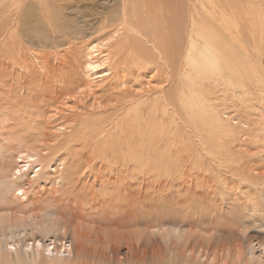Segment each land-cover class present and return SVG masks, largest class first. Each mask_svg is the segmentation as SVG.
Masks as SVG:
<instances>
[{
    "label": "rangeland",
    "instance_id": "1",
    "mask_svg": "<svg viewBox=\"0 0 264 264\" xmlns=\"http://www.w3.org/2000/svg\"><path fill=\"white\" fill-rule=\"evenodd\" d=\"M127 1L129 12L132 13V16H130L132 18L131 24L136 31L138 29V33H132L124 27L121 28L118 35L123 36L124 41L117 36L111 42V46L106 48L108 52L111 51L110 53L114 54L115 47L120 44L124 45L123 48L121 47L122 57H115L114 55L112 59L114 61L112 62L113 67L110 70L107 68V62L100 69H97L96 73H90L89 76L83 74L82 68H78L81 80L85 81L80 90L86 91L75 97L72 95H65V97L64 94L59 96L58 89H56L59 86H55L53 81L51 82L53 84L49 83L53 87L51 86L50 89V86H48L45 91L46 96L41 95L40 89H35L34 91L39 96L35 94L30 97L34 94V91L31 89L33 84L28 81L30 80L29 72L32 71L31 68L33 67H40L37 63L38 58L43 59L44 56H57L58 54L59 57H62V54L68 49L80 50V56H82L83 51L93 45L99 48V52L105 48L101 49L98 43L107 40V38H104L107 35L109 36L114 28H117V24L122 17L121 0H0V105L9 103L10 106L11 103H14L12 101L17 100L15 106H20L23 103V108L29 107L32 112V114L21 112V109L17 112L15 109L7 112L0 111V130L4 132L0 136V140L4 142L1 141L0 144L6 146L9 143L7 137L12 138L11 134H15L14 130L27 129L28 123L35 127L40 124V121L46 119V127L52 131L55 130L52 121L63 118L65 120L71 114L77 115L79 111L100 110L101 105L99 109L92 102L97 100L104 103L105 101L109 105L111 113L106 114V118L99 124L101 128H107L108 130L100 135L98 144L102 150L106 152L110 150V152H107L108 158L104 159V156H101L100 159L108 160L111 164L112 161L116 160L118 162L117 166L122 168L123 161H126L128 168L124 171V174L131 172L128 177L132 178L133 181L142 175V189H145V194L150 202L146 207L136 211V217L138 215L136 225H130V221L127 219L125 221L122 218L111 220L109 217L111 223L108 224L107 229L97 228V223L101 221L102 216L107 215L111 209L110 205L113 200L108 199L105 203H96L98 205L96 207L94 205L95 200L89 196L84 198V194L89 192L88 189L81 190L82 185L80 182L73 183L68 179L70 169H67V167L71 166L70 158L65 160L64 165L58 163L55 158L50 161L49 168L47 167L46 171L53 172V167L56 166L55 168H59L57 173L62 174L65 172V174L55 178L51 184L52 187L47 185L46 175L41 176L39 179L42 181L39 182L40 184L36 188L41 193L38 192L36 201L39 200L38 202L52 205L55 211L59 213L62 211L60 215L57 214L60 217H56L61 223H67L66 232L62 235L66 239L74 238L73 245H77L80 249L76 248L73 256L64 257L65 262L61 257L58 258L48 254L46 257L39 255L42 259L44 258V261H42L36 256L34 249L32 251L30 249L25 250L24 253L26 251L27 253L23 254L22 252V256L32 258L33 261H37L36 264L40 262L41 264L71 263L73 258H75V262L81 261L82 264H183L184 262L197 264V262L190 260L191 256L185 253L187 248L196 249L197 246L201 247L200 251L205 254L199 264H249L247 257H249L248 251L251 244L254 245L255 242L264 239V33H262L264 26L262 27L263 24L260 26L256 20H253L258 16L264 17V0ZM152 2H156V4H151ZM169 5L170 7H168ZM42 6L53 12L55 23L60 22L64 26L68 23L70 24L69 30L77 32L68 33L67 36H64L66 33L62 31V28L57 27L53 30L48 28L49 32L46 31L47 34L45 32L38 33L41 30L44 31L41 22V27L38 26L39 10ZM161 6L163 7L161 8ZM18 11L28 14L30 17V20H26V25L17 24ZM151 18L152 20H150ZM61 19H63L62 22ZM218 19L221 21H217ZM43 21L45 23L44 19ZM28 26H37V30H34L32 34V39L26 32L29 29ZM155 33L156 35L160 34V41H155ZM33 36H36L39 40ZM52 36L53 39H51ZM211 36H214L215 41H212L217 44H207L206 40ZM48 37H50L49 40ZM29 39L32 41H29ZM52 40L55 41L51 42ZM208 40H211V38ZM152 42L164 51V56L169 60V66L171 65L172 68H166L167 66H163L162 62L156 59L155 51L151 47ZM216 49L217 51L213 52ZM218 53L220 54L219 59L222 56L224 57L220 59V62H217L216 59ZM135 55H138V59L137 57L136 59L140 60L138 62L141 64L133 60ZM141 57L153 62H145ZM118 60L120 62L124 61V71H122L124 68H118L119 71L116 70ZM192 70L195 71L194 75ZM63 73L64 71L59 75ZM156 77L158 78L156 79ZM107 78L111 81H108ZM123 81H125L126 86ZM18 82L21 86H18ZM24 84L25 86H23ZM198 85H200V88ZM90 89L94 93L89 94ZM171 89L176 91L174 92ZM187 89L189 90L187 91ZM181 90L183 91L181 92ZM107 93L108 95H106ZM14 95H17V97ZM91 95L93 98L95 95L96 97L99 95V99L97 97L91 101ZM54 97L57 99L51 106L50 103L55 100ZM59 97L61 101H58L60 100ZM134 97L136 98L134 99ZM109 98L112 100L108 101ZM47 99L49 102H47ZM168 100H172V104ZM163 101L165 102L163 103ZM87 102L88 104H86ZM80 106L82 109H80ZM117 107H120V109H117ZM36 108L43 109L46 113H42H45V115L38 116L39 112ZM10 114L13 117L17 114V121L15 127L7 131L4 123ZM24 119L28 120V123L24 124ZM13 122L15 123V121ZM32 129L30 128L28 132L35 133ZM65 133L68 135L69 130L66 129ZM88 135L76 133L75 136L81 138L88 137ZM57 137H60V135ZM215 141L225 143L227 147L219 152L211 151L217 153L214 154L217 155L214 156L217 159L209 161L210 150L207 153L200 144L209 145L211 149ZM131 149H137L138 151L137 155L140 162L136 165L129 161L131 156L128 157V151ZM214 163L222 171L221 176L217 174V167ZM218 164H221V166ZM31 166L33 171L29 173L30 176L36 170H39L38 164ZM176 172L195 177L196 189H200L199 194L201 193L202 198L212 196V200H214L215 197L212 195L214 193L217 198L216 204L214 202L211 208L208 210L202 209V211H196L197 213L193 214L194 218L196 215V218L200 217L192 222V225H194L192 232H186L185 235L188 238L182 240V243L175 245V247L168 243L169 241L163 240L164 238L160 234H153L148 228L158 224H167L173 218H183L185 224L193 219L189 216L186 218L178 208L179 205H173L174 207L170 208L168 205L170 201L166 200L170 197L175 201V198L177 200L179 196V194H175L178 192L174 187L177 185L173 181L174 179L172 180L174 188L169 190L168 194L166 189V179H172L170 175ZM196 177L198 178L196 179ZM212 178H214L212 181H216L212 182ZM209 183L212 184V188L207 187ZM102 187V185L97 184L92 191L98 194ZM37 190L29 189L30 192L25 191L24 196L19 193L17 197L14 195L17 192L10 193V197L15 199L12 203L15 208L11 209L12 214L8 215L9 217L7 216V221H13L14 219V221H19L22 217L26 219L31 216V214L29 215V208L22 204L24 202L22 199L25 200L27 197L35 196ZM172 190L174 192H171ZM18 199H20L19 202ZM34 204L38 210L39 203ZM248 204L250 206L253 204L255 209L249 210L247 208L250 207ZM99 205L102 206L99 207ZM23 206L26 208L24 212L19 210V208L23 209ZM81 206L82 208L79 209ZM106 206L108 207L106 208ZM175 207L176 209H174ZM63 212L65 215L62 214ZM78 214L81 216L78 217ZM64 216H66V220ZM201 216L205 217L201 219ZM113 221L118 227L117 229L122 228V231L112 229ZM204 222L206 224L203 225ZM138 225L141 226L138 227ZM208 225L209 227H207ZM129 226L136 227L127 229ZM205 226L208 229L210 228L208 233ZM202 228L203 230H201ZM210 231L212 232L210 233ZM76 232L80 233L75 234ZM55 234L59 236L60 233ZM117 234L120 237L117 243L123 250L120 258L113 255L112 249L108 246V243L110 245L112 241L109 236ZM51 235L53 236V234H49L47 237H52ZM95 239H99L100 242H95ZM44 240H46L45 243H51L48 238ZM127 241L135 243L137 259L130 256L124 257ZM218 244L223 246L220 248ZM225 245L229 247L227 248ZM236 246H239V250L243 247L242 251L239 252ZM147 250H150L151 253ZM51 251L50 254H53L54 250ZM9 252L14 255L12 250ZM6 256L9 258L8 253ZM14 260H17V258Z\"/></svg>",
    "mask_w": 264,
    "mask_h": 264
},
{
    "label": "bare ground",
    "instance_id": "2",
    "mask_svg": "<svg viewBox=\"0 0 264 264\" xmlns=\"http://www.w3.org/2000/svg\"><path fill=\"white\" fill-rule=\"evenodd\" d=\"M153 3L156 4V2H152L151 4H153ZM165 3H166V1H165ZM162 4H164V3H162ZM162 7L163 6H161V8ZM168 7H170V5ZM120 9L122 10V13L120 12L122 14V17L120 19V22L117 24V28H114L112 30V33L109 36L107 35V37H105V38L103 37L104 39L107 38V40H105L103 43H102V41L101 42L99 41L100 43H98V44H100L101 49H103V47H105L103 50L100 49L101 50L100 52L98 50L99 48L94 47V45H93V46H91V48L90 47H87L86 50L83 51V55L82 56H80L81 55L80 54L81 53L80 50H70V49H68L66 51L64 50L65 52L63 51L64 54H62V57H59V54H58L57 55L58 57L57 56H48V57L46 56L45 57L43 55L44 56L43 59L38 58L37 59V63H39V66L40 67H38V68L33 67V68H31L32 71L30 69L31 72H29L30 73L29 74L30 80H28V81H30V83L33 84V85H31L32 86L31 87L32 91H34L35 89H40L41 95H45L46 89L48 88V86H50L49 83H51L53 81L55 83V86H59L60 87V88L59 87L56 88V89H58L59 96H61V95L64 94V96L65 95L66 96L72 95V96L75 97L76 95L81 94L82 92L84 93L86 91V90L85 91L80 90L81 89V86H83V82H85V81L84 80H81V77H80L78 68H82V71L84 72L83 74H86L87 76H89L90 73H96L97 69H100L104 65V63L107 62L108 63L107 64V68H108V70H110L113 67V63L112 62H114V61H112V59L114 58V55H115V57L121 56L122 48H123L124 45L122 46L120 44V45H118V47H115L116 49L114 51V54L113 53H110L111 51L108 52L106 48H109L111 46V42L113 41V39H115L117 36H119L118 35V32L121 30V28L124 27V28H127L129 31H132V33L133 32L138 33V29L136 31V29L134 28V26H132V24H131V19L132 18L130 16H132V13L129 12L128 1L127 0H121ZM20 11L17 12L18 13L17 14L18 15V17H17V24L20 23L19 25H21V26L22 25H26V23H27L26 20L27 19L30 20V17L28 16V14H24L23 12H20ZM39 14H40V19H38L39 20L38 21V26H40V22H41L42 27L44 28V29L43 28L42 29L44 31L41 30L38 33H40V32H42V33L45 32L46 33V31H48L49 29L50 30H53L54 28L57 29V27L62 28V31L66 33L64 36H67L68 33H76L77 32L76 30H73L75 26L73 27L72 30L73 31H76V32H72L71 30H69L70 29V27H69L70 24H68V23L66 24L67 27L64 26L63 24L61 25L60 22H56L55 23L53 21V15H54L53 12L51 10H49V9H45L44 6H42L40 8ZM32 16H33V14H32ZM186 18H187V16H186ZM220 18H223V17H220ZM43 19L45 20V23H44ZM175 19H176V16H175ZM224 19H225V17H224ZM150 20H152V18ZM253 20H256V22H258L260 26L262 24H263L262 27L264 26V17L263 16H260V17L258 16V17H256ZM62 21H63V19H61V22ZM217 21H221V20L218 19ZM178 24H179V22H178ZM34 27L36 28L37 26H34ZM34 27H29V26L27 27L29 29H27L26 32L28 33V36L30 38L32 37V34H33L34 30H37V28L35 29ZM147 27H148V25H147ZM166 29H168V28H166ZM170 30H171V28H170ZM202 32H204V31H202ZM262 33H264V30H263ZM122 34H123V32H122ZM187 35H188V33H187ZM139 36H137V37H139ZM207 36H208V34H207ZM33 37L37 39L36 36H33ZM50 37H48V40L50 39ZM77 37H78V35H77ZM122 37H120V38H122ZM210 38H211V40H208ZM210 38L209 37H208V39L206 38L207 39L206 42L209 45H210V43H212V44L215 43V42L212 41V40L215 41L214 36L213 37L211 36ZM51 39H53V36H52ZM104 39H102V40H104ZM122 39H120V40H122ZM160 39H161L160 34L158 33L156 35V33H155V41L156 40L157 41H160ZM37 40H39V39H37ZM142 40H144V39H142ZM29 41H32V40L29 39ZM53 41H55V40H52L51 42H53ZM123 41H124V39H123ZM131 43H133V42H131ZM152 43H153V45L151 47L155 51V54H156L155 56H157L156 59L159 60V61H161L163 66H167L166 68H168V67L170 68L171 65L169 66L170 63H169V60H167L166 56H164L165 55L164 51H162L157 45H155L154 42H152ZM165 43H166V41H165ZM43 44H44V42H43ZM75 44H76V42H75ZM215 44H217V43H215ZM53 45H56V44H53ZM128 45L130 46V44H128ZM81 46H83V45H81ZM134 46H135V44L133 45V47ZM213 48H216V47H213ZM76 49H78V48L76 47ZM81 51H82V48H81ZM215 51H217V49L214 50L213 52H215ZM135 52H134V54H135ZM37 54H34V55H37ZM149 55H150V53H149ZM219 56H220V54L218 53L217 56H216L217 62H220V59L223 57L222 56L219 59ZM123 57H125V56H123ZM136 57L138 59V55H135V58L133 60H135L137 62L140 61V60H137ZM171 57H170V60H171ZM120 60H122V59L120 58ZM142 60L145 61V62H151L152 61V60L151 61H147V59H145V58H142ZM123 63H124V61L123 62L122 61L120 62L118 60L117 69L116 70L119 71V69L124 68ZM139 64H141V63H139ZM147 64H150V63H147ZM189 68H192V67H189ZM140 69H142V67H140ZM62 70L64 71V73L59 75V73L63 72ZM124 70H125V68L122 71H124ZM24 72H25V70H24ZM146 72H148V71H146ZM146 72H145V74H146ZM197 72H199V71H197ZM143 73H141V74H143ZM194 73H195V71H193V75H194ZM133 75H135V74H133ZM168 75H169V73H168ZM170 75H172V74H170ZM141 76H143V75H141ZM25 77H27V76L25 75ZM119 77H121V76H119ZM134 78L136 79V77H134ZM157 78L158 77H156V79ZM162 78H163V75H162ZM22 79H24V78H22ZM194 79H196V78H194ZM109 80L110 79H108V81ZM123 80H125V79H123ZM125 81H123V84H125ZM131 82H133V81H131ZM18 83H16V84H18ZM51 84H53V83H51ZM87 84L89 85V82ZM150 84H152V83L150 82ZM11 85H12V83H11ZM18 86H21V84L19 83ZM23 86H25V84ZM51 86H50V89H51ZM90 86H91V84H90ZM125 86H126V84H125ZM198 86L200 88V85H198ZM201 86H203V85H201ZM145 87H147V86H145ZM160 87H161V84H160ZM162 87H164V86H162ZM89 88H87V89H89ZM92 88H93V86H92ZM122 88H123V85H122ZM20 89H22V88L20 87ZM28 89L29 88H27V90ZM119 89H118V91H119ZM24 90H25V88H24ZM171 90H174V89H171ZM188 90L189 89H187V91ZM29 91H30V89H29ZM175 91L176 90H174V92ZM182 91L183 90H181V92ZM91 92L94 93L90 89L89 94ZM5 93H7V92H5ZM35 94L37 96H39V94L36 91H34V94L32 96L30 95V97H33ZM47 94H49V93H47ZM20 95H21V93H20ZM41 95H40V97H41ZM106 95H108V93ZM9 96H11V95H9ZM179 96H181V95H179ZM15 97H17V95ZM57 97H58V95H57ZM97 97H96V95H95L94 98L92 96L91 97V101H92V99L94 100L95 98L99 99V95ZM101 97H104V96H101ZM135 98L136 97H134V99ZM53 99H55V97ZM56 99L50 103L51 106L56 101ZM59 99H60V97H59ZM62 100H64V98H62ZM82 100H84V99H82ZM110 100H112V99L109 98L108 101H110ZM58 101H61V99L58 100ZM165 101H163V103ZM170 101H171V104H172V100H170ZM12 102H14V103H11L10 106L8 105L9 103H3V104H1L0 105V111L7 112V111H12L13 109H15V111L17 112V111H20V109H21V112H28L29 114H32L31 109L29 107H24L23 108V103H21L20 106H15V103L17 102V100L16 101H12ZM39 102H41V100H39ZM47 102H49L48 99H47ZM191 102H192V100H191ZM92 103L95 105V107L96 106L99 107L101 105L102 108L100 109V107H99L100 110H90L91 112H80L79 111V113L77 114L78 116L77 115L74 116L73 114H71V116L65 118V120L63 118L61 120L52 121L53 122V127L55 129V130H52V131L46 127V123H47V120L46 119H44V121H40L39 122L40 124H38V126H35V127L32 126L31 124H29L28 123V120L24 119L23 120V123L24 124L28 123V125H27L28 128L27 129H21V131L20 130H14L15 134L14 135L11 134L12 135V138L7 137V139H8L7 141L9 143L6 146L3 145L2 143L0 144V246H1L0 247V249H1L0 250V264H36L37 261L36 262L33 261V259L30 258L29 256H27L29 258H26L25 255L22 256V252H23V254H26L27 251H26V253H24L25 250H29V249L31 251H32V249H34L33 251H36L35 254L40 259H42V257H44V256L46 257V255L48 254V255H54V256H56L58 258L61 257V258H63V261H64V257H67L68 258V257L73 256V253H74V251H75L76 248L80 249L77 245H73V243H74L73 239L74 238L73 239H66L62 235L63 233L65 234V232H66V227H67L66 225H67V223H65V222L64 223H61L60 220H58V218H56V217H60L59 215L61 214L62 211L59 213L58 211H55V208H53L52 205H49V204L45 203L44 201H43L44 203H42L41 201L38 202L39 200L36 201L37 200L36 196H37V194L39 192V190H37L36 188L40 184L39 182L42 181V180L39 179L41 176H44V174H45L46 175V179L48 180L46 183H47V185H50L51 186V184L53 183V181H54L55 178L61 176L62 174H65V172L62 173V174L57 173V169H59V168H55L56 166L53 167V169H54L53 172L46 171L47 170L46 168L47 167L49 168L50 161L53 160V159H55V158L57 159L58 163H61L63 165L65 164V160L66 159L69 160V158H70L69 162H70L71 166L70 167H67V169L68 168L70 169V173L68 172V174H70V175H68L69 176L68 179H70V181H72L73 183L80 182L81 185H82L81 190L88 189L89 192H86L84 194V198H86L87 196H89L90 198H92L93 200H95L94 201V205L96 207H98V205L96 203H99V202L105 203V201L108 200V199H112L113 200L112 201L113 203L110 205V208H111L110 210L111 211L109 210V212L107 213V215L105 214V215L102 216L101 221L99 223H97V228H105V229H107L109 227L108 224L111 223V220H119L120 218H122L124 221L126 219L129 220L130 221V225H136L137 224L136 222H138V219H137L138 215L136 217V211L137 210H140V209H142V208H144V207H146L147 205L150 204V202L148 201V197L145 194V189H142V185H143V184H141V182H142V175H141V177H138L135 181H133L132 178H129L128 177V175H130L131 172H129V174H124V171L128 168L126 166V161H123V163H122L123 168H122V167H118L117 166L118 165V162L116 160L115 161H112V164H111L108 160L105 161V160H101L100 159L101 156H104V159L108 158L107 157V152L108 151L110 152V150H108L106 152V151L102 150L99 147L98 141L100 139V135H102L103 133H105L106 130H108L107 128H105V129L104 128H101L99 126V124H101V122H103V119L106 118V114L111 113V111L109 110V108H110L109 105L105 101H104V103H102L101 101L98 102L96 100V101H94ZM13 104H14V106H13ZM86 104H88V102ZM80 109H82V107ZM117 109H120V107H117ZM36 110L39 112L38 116H42L43 114L45 115V113H46L43 109L42 110H39V109L36 108ZM140 111H141V109H140ZM42 112H45V113H42ZM16 116H17V114H15V117H13L12 114H10L9 117L6 118L7 120L5 121L4 126L6 127V130L7 131L8 130H11V129H13L15 127L16 121H17V117ZM62 120H64V121L62 122ZM13 121H15V123ZM48 127H50V126H48ZM30 128H33L32 130L35 131V133H29L28 130ZM66 129L69 130V134L68 135H66V133H65V130ZM3 133L4 132L0 130V136H2ZM76 133H84L86 135H88V133H89V135H88V137L77 138L75 136ZM59 135H60L61 139H60V137H57ZM1 141H3V140H0V142ZM200 146L207 153L210 150V152H209L210 153V159H209V161L211 159H214L212 161H215L217 159V158H215L217 155L216 156L214 155V154H217V153L216 152L214 153V152H211V151H217V152H219L223 148H226L227 147V145H225V143H222L220 141H215V144L212 146L211 149H210L209 145H204V143H201ZM115 149H117V148L115 147ZM137 153H138L137 149H131V150L128 151V157L131 156V158H129V161H131L134 165H136V164H138L140 162L139 159H138ZM234 155H233V157H234ZM227 156H228V154H227ZM212 157H214V158H212ZM231 157H232V155H231ZM223 160L225 161V159H223ZM229 161H231V160H229ZM33 163H36V164H33ZM37 164L39 165V170H36L34 172V174L32 176H30L29 173H31L33 171L31 165H37ZM214 164L217 167L216 163H214ZM221 164H218V165L221 166ZM221 172L222 171L217 167V174L220 175ZM168 174H170V173H168ZM173 174H175V175H173ZM173 174L170 175V177L172 179H166L167 194H168V191L169 190H171L172 188L176 187L175 189H176V192H178V193H175V194H179V196H178L177 200L175 198V201L173 199H171L170 197L168 199H166L167 201H170V203H168V205H169L170 208L174 207L173 205H179L178 208L180 209V211L183 212V214L186 216V218H187V216H189V217H191L193 219L192 220L191 219H188V220H191V221L185 224V222H183V218H178V219L177 218H173V220L170 221V222H168L167 224H158V225L152 226L151 228H148V229H150L149 231H151L153 234H156V235L157 234H160L164 238L163 240L169 241L168 243H170L173 246H175L177 244L180 245V243H182V240H185V239L188 238V236L185 235L186 232H189V231L192 232V229L194 227V225H192V222L195 219H199V217H200L199 216L198 218H196V216H197L196 215L195 218H194L193 217V214L196 211H202V209H207L208 210L209 208H211L212 205L214 204V202L216 201V198L217 197H216V195H214L215 194L214 193V194H212L215 197L214 200H212V196H206V198L203 197L204 198L203 199L200 196L201 193L199 194V192H200L199 190L200 189H198V190L196 189L197 188V183H195V177L193 178L190 175L178 174L177 172L176 173H173ZM220 176H219V179H220ZM166 177H168V176H166ZM197 178L198 177H196V179ZM213 179L214 178H212L211 181ZM172 180L175 181V183L177 184L174 187L172 186V182H173ZM214 181H216V180H214ZM214 181H212V182H214ZM97 184L102 185L103 187H102V190L98 194L97 193L95 194L92 191V189L95 188L97 186ZM199 184H202V183H199ZM219 185H221V184H219ZM42 187H44V186H42ZM207 187H211L212 188L213 186H212V184L210 185V183H209V185H207ZM29 189L30 190H32V189L37 190L36 193H35V196L32 194L33 197H30V198L27 197V198H25V200H24V198L23 199L21 198V199H22V201H24L22 204H25V206H27V208H29L30 211L29 210L28 211H29V215L31 214V216H29L26 219L24 217H22L19 221L18 220L17 221H14L15 219L13 221H7V216L12 214L11 209L12 208L13 209L15 208L12 205V203L14 202L15 199L13 197H10V195H11L10 193L17 192V194L14 193V195L16 197H17V195H19V193L24 196L25 191H29ZM173 190L171 192H174L175 191V190L174 191ZM215 190H217V189H215ZM39 193H41V192H39ZM14 195L12 194V196H14ZM19 200L20 199H18L17 201L19 202ZM227 200H229V199H227ZM36 202L39 203L38 204L39 205L38 206V210L36 209L37 206H35V204H34ZM215 204H216V202H215ZM103 205H105V204H103ZM202 205H203V207H201ZM100 206H102V205H99V207ZM94 207H93V209H94ZM107 207L108 206H106V208ZM176 207L174 209H176ZM81 208H82V206L79 209H81ZM247 208L249 210L250 209L251 210H254L255 209V208H253V204L250 207H247ZM25 209H26L25 207L23 209L22 208H19V210H21L23 212L25 211ZM104 210H105V208H104ZM147 210H146V212H147ZM149 211H150V209H149ZM17 212H19V211H17ZM84 212H85V210L83 211V216H84ZM173 212H174V210H173ZM90 213H92V212H90ZM205 213L207 214V212H205ZM57 214H59V215H57ZM62 214L65 215L64 212ZM55 215H57V216H55ZM66 216H64L65 220H66ZM80 216L81 215L78 214V217H80ZM109 217L111 218V220L109 219ZM204 217H202L201 219H203ZM186 218H184V219H186ZM16 219H18V218L16 217ZM67 220H70V219H67ZM85 221H86V219H85ZM86 223H88V222H86ZM202 224L204 225L206 223L204 222ZM140 226L138 225V227H140ZM131 227L134 228L136 226H134V227L133 226H129V228L127 227V229H131ZM207 227H209V225ZM207 227H206V230L208 229ZM73 228H75V227H73ZM94 228L96 230V227L95 226H94ZM117 228L118 227L116 226L115 222L113 221L112 229L116 230ZM196 228H197V226H196ZM198 228H200V227H198ZM209 229H208L207 233L209 232ZM119 230L122 231V228L119 229ZM201 230H203V228ZM125 231H126V229H125ZM58 232L60 234H59V236H56L57 234H55V233H58ZM211 232L212 231H210V233ZM77 233H80V232H76L75 234H77ZM49 234H53V236L51 235L52 237H47ZM45 238L46 239L47 238L50 239L51 243H47V242L45 243V241H46V240H44ZM109 238L112 239V241L110 242V245L108 243V246H110V248L112 249L111 251H113V255H115L116 257L119 256V258H120L121 251H123V250L121 249L122 247H120L118 245V243H117L118 242V239L120 238L119 235L118 234L117 235H111V236H109ZM82 241H84V240H82ZM95 242H98L99 243L100 241H99V239H95ZM50 245H51V249H50ZM218 246H220V244H218ZM222 246H220V248ZM225 246L227 247V245H225ZM238 247L236 246L237 250L240 249V248L238 249ZM151 248H153V247H151ZM195 248L196 249H188L187 248V251H185V253H186V255L191 256L193 258V259L190 258V260H193L194 262H197V264H199L202 261V259L205 257V254H203L200 251V248L201 247L199 248V247L196 246ZM242 248H241V250H239V252L242 251ZM11 250H12V252H14V255L10 254L9 251H11ZM51 250L52 251L54 250V253L55 254L54 253L53 254H50V251ZM94 250H96V249H94ZM125 250H126V252H124V255H125L124 257L125 258L128 257V256L135 257V258L138 257V255L136 254L137 253V247L135 246V243L134 242L127 241V245H126V249ZM142 250H144V249H142ZM152 250H154V248ZM19 251H20V253H19ZM139 251H141V250H139ZM147 251L150 252V250H147ZM107 252H109V251L107 250ZM149 252L147 253L148 255H149ZM225 252H227V251H225ZM7 253L9 255V258L6 256ZM98 253H99V251H98ZM215 253H216V251H215ZM62 254H64L65 256L64 255L61 256ZM102 254H103V252H102ZM248 254H249V257H247V260H249V264H264V239L255 242L254 245L251 244V246L249 248V251H248ZM20 255H21V257H20ZM39 255H41L42 257H40ZM151 256H152V254H151ZM6 257L8 258V260H7ZM14 257L17 258V260H14L15 259ZM23 257H25V258H23ZM109 258H107V259H109ZM111 258H112V256H111ZM152 258H153V256H152ZM220 258L218 259L219 260V263L221 261ZM43 259H42V261H44ZM74 259L75 258L71 259V260H73L71 263H74V264H82L81 261H76L75 262ZM142 260H144V259H142ZM71 263H63V264H71ZM39 264H41V262ZM183 264H189V263L188 262H184Z\"/></svg>",
    "mask_w": 264,
    "mask_h": 264
}]
</instances>
